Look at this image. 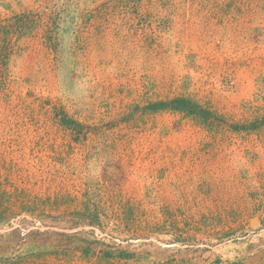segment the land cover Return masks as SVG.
<instances>
[{
	"label": "rangeland",
	"instance_id": "obj_1",
	"mask_svg": "<svg viewBox=\"0 0 264 264\" xmlns=\"http://www.w3.org/2000/svg\"><path fill=\"white\" fill-rule=\"evenodd\" d=\"M0 264H264V0H0Z\"/></svg>",
	"mask_w": 264,
	"mask_h": 264
},
{
	"label": "trees",
	"instance_id": "obj_2",
	"mask_svg": "<svg viewBox=\"0 0 264 264\" xmlns=\"http://www.w3.org/2000/svg\"><path fill=\"white\" fill-rule=\"evenodd\" d=\"M165 102L163 101H159L154 103L152 106H154L155 108H162L165 106ZM170 107H172L173 109H189V110H194V108H197L198 105L191 102L189 99L185 98V97H176L174 99H172L170 101ZM203 114H207L208 112L206 110H202Z\"/></svg>",
	"mask_w": 264,
	"mask_h": 264
},
{
	"label": "bare ground",
	"instance_id": "obj_3",
	"mask_svg": "<svg viewBox=\"0 0 264 264\" xmlns=\"http://www.w3.org/2000/svg\"><path fill=\"white\" fill-rule=\"evenodd\" d=\"M136 58L134 59V57H133V61H137V60H139L140 59V57L139 56H135ZM132 58V57H131Z\"/></svg>",
	"mask_w": 264,
	"mask_h": 264
}]
</instances>
